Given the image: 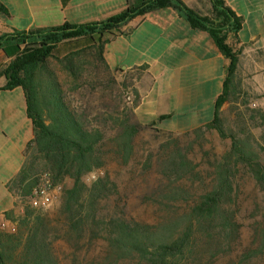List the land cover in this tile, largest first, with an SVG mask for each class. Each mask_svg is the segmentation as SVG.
Segmentation results:
<instances>
[{"label":"trees","instance_id":"obj_1","mask_svg":"<svg viewBox=\"0 0 264 264\" xmlns=\"http://www.w3.org/2000/svg\"><path fill=\"white\" fill-rule=\"evenodd\" d=\"M207 6L140 0L106 20L0 36V90L21 87L33 123L8 183L16 201L2 214L12 229L0 228V264H264V108L238 76L243 17L225 0ZM162 8L226 59L212 120L180 134L161 130L168 116L136 115L146 66L112 69L104 57L127 21ZM93 169L103 175L87 187ZM45 173L64 192L54 212L31 203Z\"/></svg>","mask_w":264,"mask_h":264},{"label":"crops","instance_id":"obj_2","mask_svg":"<svg viewBox=\"0 0 264 264\" xmlns=\"http://www.w3.org/2000/svg\"><path fill=\"white\" fill-rule=\"evenodd\" d=\"M140 0H0V36L35 28L64 24H82L106 20L123 12ZM199 12V2L183 0ZM244 19L239 34L244 46L241 60L249 66L264 67V56L250 54L245 46L253 42L251 51L264 49V2L262 0H225ZM123 33L108 42L104 57L110 68L140 71L136 82L140 101L135 109L142 123L160 116L161 128L188 131L210 122L214 102L220 95L226 59L209 34L192 27L171 8H162L127 21ZM243 32H246L244 37ZM247 53V55H246ZM258 53V52H257ZM240 60V61H241ZM9 59L0 51V69ZM5 82L0 77V86ZM33 137V123L27 113L24 90L15 87L0 90V218L15 208L16 198L8 183L21 169L24 150Z\"/></svg>","mask_w":264,"mask_h":264},{"label":"rangeland","instance_id":"obj_3","mask_svg":"<svg viewBox=\"0 0 264 264\" xmlns=\"http://www.w3.org/2000/svg\"><path fill=\"white\" fill-rule=\"evenodd\" d=\"M262 2H264V0H262ZM207 0H205L204 3L199 2L198 4V9L199 12L201 14H205V12L207 11ZM258 31L262 34L261 39H263L262 42H259L257 45H263L264 43V29H258ZM243 35L245 37L246 32H243ZM253 42L246 44V48L248 50H250V54H252L253 56L256 54H260L261 56H264V49H260V50H256V51H251V47L253 46ZM258 52V53H257ZM247 55V53H246ZM244 59L240 61V67L238 70V76L239 78L242 80L243 85L248 89V91L251 93V95L253 96L252 101L254 105L260 106L262 108H264V67L263 66H256V67H252L248 65V60L247 57L244 56ZM137 82V81H136ZM227 105H224L223 108H226ZM161 130H165L162 129ZM172 131V130H171ZM176 133H183L185 131L179 132V131H174ZM153 133L150 130H147L143 135L142 138L143 139H149L150 134ZM213 138V137H212ZM211 138V139H212ZM214 144L216 146H218V142L217 139H213ZM46 183H43L40 187L44 186ZM39 187V188H40ZM37 189V188H36ZM0 228L3 229H12V226L7 223L6 221L3 220V218H0Z\"/></svg>","mask_w":264,"mask_h":264},{"label":"clouds","instance_id":"obj_4","mask_svg":"<svg viewBox=\"0 0 264 264\" xmlns=\"http://www.w3.org/2000/svg\"><path fill=\"white\" fill-rule=\"evenodd\" d=\"M98 169H93L85 173L82 177V182L85 183L87 187H91L93 183L97 182L101 176L102 172ZM49 180L46 181L45 187H43L38 193V200L33 201L35 206H39L43 212H54L57 211L63 203V188L60 184L52 185L50 182L51 173H45Z\"/></svg>","mask_w":264,"mask_h":264},{"label":"built area","instance_id":"obj_5","mask_svg":"<svg viewBox=\"0 0 264 264\" xmlns=\"http://www.w3.org/2000/svg\"><path fill=\"white\" fill-rule=\"evenodd\" d=\"M263 105H264V104H263ZM43 187H45V185L42 186V187H40V188H37V189L34 190V192H33V197H32V200H31V203H32V204H33V201L38 200V193H39V191H40ZM33 205H34V204H33Z\"/></svg>","mask_w":264,"mask_h":264}]
</instances>
